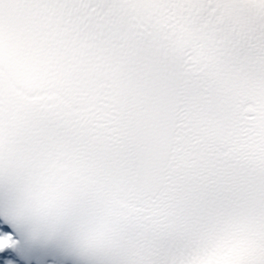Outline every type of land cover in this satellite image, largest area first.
<instances>
[{
  "label": "snow or ice",
  "instance_id": "snow-or-ice-1",
  "mask_svg": "<svg viewBox=\"0 0 264 264\" xmlns=\"http://www.w3.org/2000/svg\"><path fill=\"white\" fill-rule=\"evenodd\" d=\"M0 264H264V0H0Z\"/></svg>",
  "mask_w": 264,
  "mask_h": 264
}]
</instances>
